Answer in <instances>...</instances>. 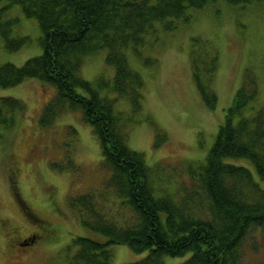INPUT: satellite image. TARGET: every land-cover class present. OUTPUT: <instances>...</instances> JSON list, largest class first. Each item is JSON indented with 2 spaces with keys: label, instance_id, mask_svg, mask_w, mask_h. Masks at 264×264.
Returning <instances> with one entry per match:
<instances>
[{
  "label": "trees",
  "instance_id": "16d2710c",
  "mask_svg": "<svg viewBox=\"0 0 264 264\" xmlns=\"http://www.w3.org/2000/svg\"><path fill=\"white\" fill-rule=\"evenodd\" d=\"M216 1L0 0V37L6 48L18 51L28 40L14 35L19 20L12 17L11 10L17 5L27 17L37 19L43 48L41 54L28 58L23 65L0 64V87L17 86L29 78L53 85L55 94L40 116L45 126L50 127L69 109H81L84 119L101 138L102 165L109 172L105 187L113 188H93L69 196V205L82 222L106 234L108 241L77 235L73 238L76 251L49 264H113V244H128L135 252L148 251L146 256L127 264H165V255H189L176 264H251L246 260L254 259L248 255L264 248V236H260L264 234V188L249 167L226 161L248 158L264 180V105H252L259 94L257 78L250 72L246 74L206 163L196 174L197 179L193 175L190 186L182 184L183 192L176 200L173 193L156 192L159 188L152 168L142 152L129 147L123 114L115 110L114 99L105 98L94 83L80 74L85 56L106 48L107 61L116 69L114 90L129 97L138 111L142 107L144 80L131 67L128 50L138 51L158 25L175 30L182 22H190L192 10ZM225 1L249 5L264 0ZM201 56L193 49L191 64L205 103L214 108L217 54L207 60ZM24 105L20 98L0 97V126L12 128L17 114L25 113ZM6 167L9 172L8 163ZM10 189L11 194H19L12 183ZM111 190L120 198L117 205L115 200H109ZM14 201L22 205L18 196ZM129 210L132 214L127 219ZM46 227L45 231L53 228L50 224ZM28 247L10 245L13 251Z\"/></svg>",
  "mask_w": 264,
  "mask_h": 264
},
{
  "label": "rangeland",
  "instance_id": "374dc122",
  "mask_svg": "<svg viewBox=\"0 0 264 264\" xmlns=\"http://www.w3.org/2000/svg\"><path fill=\"white\" fill-rule=\"evenodd\" d=\"M11 11L12 17L19 20L14 35L28 40L20 50L9 51L0 37V64L23 65L28 58L42 53V30L37 19L27 17L21 6ZM193 14L190 22H182L175 30L158 25L138 51L128 50L131 67L144 80L142 107L138 111L129 97L114 90L116 69L107 61L106 48L85 56L80 68L81 76L94 83L105 98L114 99L115 110L123 114L129 147L142 152L152 168L159 188L156 192L173 193L176 200L183 192L182 184L190 186L193 175L197 179L196 174L206 163L219 127L248 72L257 78L259 86L258 99L252 105H264V1L233 5L218 0ZM193 49L201 52L205 60L217 54L214 108L205 103L198 88L191 64ZM54 94L53 85L36 78L17 86L0 87V97L20 98L26 108L24 114H17L12 128L0 126V264H49L76 251L73 238L77 235L108 241L106 234L85 225L69 205L70 195L93 188L113 189L105 187L109 172L102 165L101 138L84 119L81 109H69L50 127L43 125V107ZM10 161L13 167L8 169L15 173L16 194L22 205L14 201L10 191L12 174L6 169ZM226 161L249 167L264 188V180L250 159ZM108 195L109 200L116 201L115 205L119 204L114 190ZM131 214L129 210L125 217L129 219ZM43 220L47 222L42 223ZM12 223L17 225H8ZM46 224L53 228L45 231ZM30 234L36 236L26 252L11 250L10 245L18 246L16 241ZM111 247L113 264H127L148 253L135 252L128 244ZM188 256L165 255V264L179 263ZM248 257L254 259L246 260L248 263L260 264L264 261V248Z\"/></svg>",
  "mask_w": 264,
  "mask_h": 264
},
{
  "label": "flooded vegetation",
  "instance_id": "af4514ba",
  "mask_svg": "<svg viewBox=\"0 0 264 264\" xmlns=\"http://www.w3.org/2000/svg\"><path fill=\"white\" fill-rule=\"evenodd\" d=\"M12 163H13V161H12ZM12 167H13V165H12ZM10 173L12 174V178H11V183H12V185L13 186H17V182L15 181V173H14V171L13 170H11L10 171ZM11 183H10V186H11ZM16 188V187H15ZM15 198H17V196L16 195H13ZM18 200V199H17ZM32 214H33V212H32ZM35 215H36V213H34ZM36 217H37V215H36ZM36 221L39 223V221H40V219L38 220V218H36ZM44 222H47L46 220H43V222L42 223H44ZM8 225H13L14 226V224H8ZM39 225V224H38ZM43 227H45V226H43ZM15 228V227H14ZM8 230V229H7ZM9 231V230H8ZM36 236V234H30V235H28V236H26V237H22L18 242L16 241V244L18 245V246H23V247H28L29 246V243L31 244V243H33V239H34V237ZM25 240V241H24ZM31 240V241H30ZM15 252H17L18 250L16 249V250H14ZM24 251H27V248H25V250L23 249V250H21V252H24Z\"/></svg>",
  "mask_w": 264,
  "mask_h": 264
},
{
  "label": "bare ground",
  "instance_id": "6f19581e",
  "mask_svg": "<svg viewBox=\"0 0 264 264\" xmlns=\"http://www.w3.org/2000/svg\"><path fill=\"white\" fill-rule=\"evenodd\" d=\"M193 11H195V10H192V14H193ZM13 224V223H12Z\"/></svg>",
  "mask_w": 264,
  "mask_h": 264
}]
</instances>
